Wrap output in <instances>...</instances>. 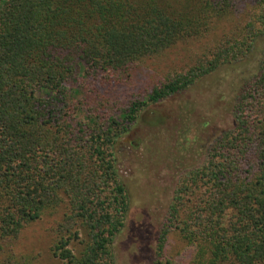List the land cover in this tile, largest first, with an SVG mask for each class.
Segmentation results:
<instances>
[{
  "label": "trees",
  "instance_id": "1",
  "mask_svg": "<svg viewBox=\"0 0 264 264\" xmlns=\"http://www.w3.org/2000/svg\"><path fill=\"white\" fill-rule=\"evenodd\" d=\"M239 8L242 22L132 96L120 118L94 108L80 119L72 97L87 90L85 76L117 79ZM262 34L264 0H0V241L54 213L49 250L62 264H114L128 206L116 138L147 104L239 60ZM231 116L203 161L179 175L152 264H169L172 231L191 247L190 264H264V51Z\"/></svg>",
  "mask_w": 264,
  "mask_h": 264
},
{
  "label": "rangeland",
  "instance_id": "2",
  "mask_svg": "<svg viewBox=\"0 0 264 264\" xmlns=\"http://www.w3.org/2000/svg\"><path fill=\"white\" fill-rule=\"evenodd\" d=\"M240 10L218 18L197 38L130 64L126 71L116 72L117 79L97 76L99 80L90 84L85 76L87 90L80 87L72 97L76 103L82 101L80 119L94 108L103 116L120 118L132 96L144 97L169 73L182 70L194 52L210 48L242 22ZM263 51L264 34L239 60L221 65L159 102L147 104L127 131L116 138L113 154L128 206L112 243L114 264H152L156 235L179 175L200 164L212 141L233 126L234 98L245 78L254 74ZM54 219V213H43L23 225L15 238L0 241V263L7 257L8 264H62L49 250ZM165 251L169 264H190L191 247L176 232L168 234Z\"/></svg>",
  "mask_w": 264,
  "mask_h": 264
}]
</instances>
